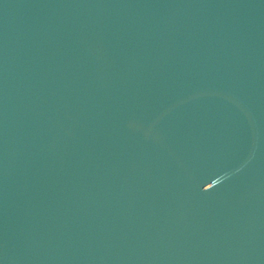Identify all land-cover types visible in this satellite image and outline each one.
Wrapping results in <instances>:
<instances>
[{"label":"water","instance_id":"1","mask_svg":"<svg viewBox=\"0 0 264 264\" xmlns=\"http://www.w3.org/2000/svg\"><path fill=\"white\" fill-rule=\"evenodd\" d=\"M0 264H264V0H0Z\"/></svg>","mask_w":264,"mask_h":264}]
</instances>
